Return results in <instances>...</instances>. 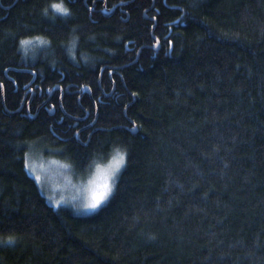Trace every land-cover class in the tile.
I'll list each match as a JSON object with an SVG mask.
<instances>
[{"label":"trees","instance_id":"trees-1","mask_svg":"<svg viewBox=\"0 0 264 264\" xmlns=\"http://www.w3.org/2000/svg\"><path fill=\"white\" fill-rule=\"evenodd\" d=\"M39 147L126 164L80 213ZM0 264H264V0H0Z\"/></svg>","mask_w":264,"mask_h":264},{"label":"rangeland","instance_id":"rangeland-1","mask_svg":"<svg viewBox=\"0 0 264 264\" xmlns=\"http://www.w3.org/2000/svg\"><path fill=\"white\" fill-rule=\"evenodd\" d=\"M29 45L24 46L28 51H35L41 45L37 39L30 40ZM54 151L43 148L30 149L27 159L30 170L27 171L39 183L43 194L53 205H71L80 213H89L91 210L80 209L81 205L90 197L89 180L94 178L95 165L92 163L84 172L79 173L65 161L55 157ZM49 153V154H48ZM45 154H48L45 156ZM111 156L104 162H98L102 167L106 166ZM95 161V160H94ZM70 166V167H69Z\"/></svg>","mask_w":264,"mask_h":264},{"label":"snow or ice","instance_id":"snow-or-ice-1","mask_svg":"<svg viewBox=\"0 0 264 264\" xmlns=\"http://www.w3.org/2000/svg\"><path fill=\"white\" fill-rule=\"evenodd\" d=\"M51 7L57 13L68 14V9L63 7L62 4H53ZM30 43L31 41L28 40L20 41L22 46L29 45ZM125 156L126 152L117 148L113 150L111 159L106 166L102 167L99 163H96L95 161L92 162L95 165V174L94 178L89 180L91 195L81 205H79L80 209L95 211L108 201L114 193L116 177L126 164ZM24 167L30 170V164L27 157L24 161ZM36 179L39 181V176H37ZM8 242H12L11 237Z\"/></svg>","mask_w":264,"mask_h":264},{"label":"water","instance_id":"water-1","mask_svg":"<svg viewBox=\"0 0 264 264\" xmlns=\"http://www.w3.org/2000/svg\"><path fill=\"white\" fill-rule=\"evenodd\" d=\"M158 41H156L155 45H154V48L157 49L158 48Z\"/></svg>","mask_w":264,"mask_h":264}]
</instances>
